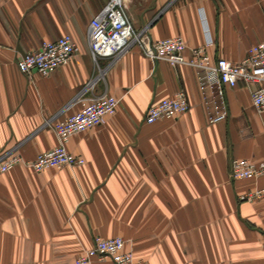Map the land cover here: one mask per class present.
<instances>
[{
	"label": "crops",
	"instance_id": "0c3cea01",
	"mask_svg": "<svg viewBox=\"0 0 264 264\" xmlns=\"http://www.w3.org/2000/svg\"><path fill=\"white\" fill-rule=\"evenodd\" d=\"M105 2L0 0V154L17 147L34 159L59 144L49 119L64 120L104 91L120 100L103 124L67 143L83 165L37 172L20 164L0 174V264H77L95 236L123 237L142 264H264V196L239 200L264 188V176L229 174L234 158L264 159V112L252 87H227L229 116L211 123L217 102L206 104L195 68L134 46L86 88L97 74L88 27ZM127 14L155 40L184 37L187 57L211 39L210 56L240 62L264 41V0H128ZM63 34L78 45L68 64L46 76L20 72L19 55ZM180 88L190 110L147 123L148 108Z\"/></svg>",
	"mask_w": 264,
	"mask_h": 264
},
{
	"label": "built area",
	"instance_id": "2783aa9c",
	"mask_svg": "<svg viewBox=\"0 0 264 264\" xmlns=\"http://www.w3.org/2000/svg\"><path fill=\"white\" fill-rule=\"evenodd\" d=\"M105 5L92 17L88 27V41L91 57L97 74L86 88L93 87L104 77L107 69L131 47H139L144 55L153 61L166 60L176 67L187 64L195 68L198 83L206 104L217 102L215 112L210 113L209 122L226 120L229 116L225 96L227 87L240 83L252 87V103L256 111L264 112V41L252 45L246 57L240 62L226 58L214 59L208 53L213 42L208 39L204 45L191 49L190 57L185 55L188 45L182 36L155 40L148 27L136 28L127 14L128 0H105ZM78 51V45L71 34H63L44 41L35 51L18 56L17 67L21 73L32 75L37 72L49 75L58 67L70 62ZM106 61L105 65L102 61ZM211 93V96H210ZM209 97H212L211 99ZM120 100L104 91L102 94L82 102L81 109L60 121L49 119L47 124L58 135L59 144L51 150L39 153L34 159H26L17 147L0 154V174L23 164L37 172L64 166H78L85 159L67 148L72 135L87 131L105 122L108 115L116 113ZM190 102L183 88L148 108L145 120L154 123L160 119H175L190 110ZM229 174L233 180L255 179L264 176V159L234 158L230 162ZM264 196V188H255L239 194L240 201H253ZM109 258L116 264H142L132 251L126 250V240L116 236L94 237L93 246L86 249L76 260L77 264H92L94 259Z\"/></svg>",
	"mask_w": 264,
	"mask_h": 264
},
{
	"label": "rangeland",
	"instance_id": "374dc122",
	"mask_svg": "<svg viewBox=\"0 0 264 264\" xmlns=\"http://www.w3.org/2000/svg\"><path fill=\"white\" fill-rule=\"evenodd\" d=\"M128 14H129V12H128ZM129 15H130V14H129ZM132 20L134 21L135 19L132 18Z\"/></svg>",
	"mask_w": 264,
	"mask_h": 264
}]
</instances>
